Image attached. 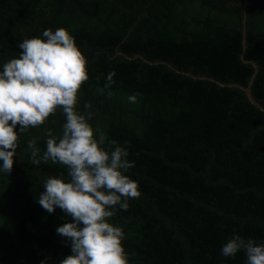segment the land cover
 <instances>
[{
  "label": "trees",
  "instance_id": "16d2710c",
  "mask_svg": "<svg viewBox=\"0 0 264 264\" xmlns=\"http://www.w3.org/2000/svg\"><path fill=\"white\" fill-rule=\"evenodd\" d=\"M57 28L87 60L77 110L91 104L93 129L128 142L125 174L141 195L108 222L123 229L129 264H246L243 251L226 258L221 248L234 234L264 243V112L240 88L161 62L244 87L256 71L250 90L264 106V0H0V71L25 37ZM64 122L57 109L21 134L11 173L0 172V264L72 254L55 231L70 217L36 202L44 178L66 169L33 165L27 147L36 138L42 154L45 130L59 135Z\"/></svg>",
  "mask_w": 264,
  "mask_h": 264
},
{
  "label": "clouds",
  "instance_id": "9594fccd",
  "mask_svg": "<svg viewBox=\"0 0 264 264\" xmlns=\"http://www.w3.org/2000/svg\"><path fill=\"white\" fill-rule=\"evenodd\" d=\"M17 47L21 50L17 57L0 71V172L11 173L19 136L61 109L65 117L61 134L45 130L42 154L36 138L27 142L33 165L51 162L66 169L67 178L63 174L44 178V190L36 201L49 214L59 208L70 217L55 229L70 243L72 253L60 264H129L122 247L125 233L108 221L117 207L127 211L128 200L138 199L141 193L137 182L125 174L135 166L127 159L128 142L121 146L93 129L91 104L84 105L83 114L76 108L78 92L89 78L86 57L64 28L46 29L42 38L25 37ZM114 75L107 74L98 93L111 87ZM138 96L131 94L127 101L136 103ZM17 126L19 134L14 131ZM240 251L246 264H264V243L255 239L234 234L221 248L226 258Z\"/></svg>",
  "mask_w": 264,
  "mask_h": 264
},
{
  "label": "water",
  "instance_id": "95a60500",
  "mask_svg": "<svg viewBox=\"0 0 264 264\" xmlns=\"http://www.w3.org/2000/svg\"><path fill=\"white\" fill-rule=\"evenodd\" d=\"M244 33H245V28H244ZM243 43H244V41H243ZM127 57H128V56H127ZM135 57H140V56H137V55H136ZM135 57H133V58H135ZM241 59H242V61L245 62V63H251V64L254 66L255 70L257 69V66H256L253 62H250V61L245 60V58H244V53L242 54ZM144 60H145V59H144ZM147 62H148V61H147ZM148 63H150V64H157V63H159V62H154V63H152V62H148ZM161 63L167 64L169 67H171L172 69H174V70L177 71L178 73L183 74V75H186V76H189V77L194 78V79H200V80L207 79V80H210V81H212V82L217 83V84L220 85V86H226V87H237V88H240L241 90L244 91V93H245L247 99L249 100V102H250L252 105H254L255 107H257L260 111L264 112V106H262L259 102H257V101L255 100V98L253 97V95H252V93H251V90H250V87H251V84H252L253 78H254V76H255V74H256V71H255V73L252 75V77H251V79H250V81H249V83H248V86H247V87H244V86H241V85H239V84H224V83H222V82H220V81H218V80H216V79H214V78H212V77H206V76H195V75H193V74H191V73H188V72H185V71H180V70H178V69L172 67L170 64H168V63H166V62H161Z\"/></svg>",
  "mask_w": 264,
  "mask_h": 264
}]
</instances>
